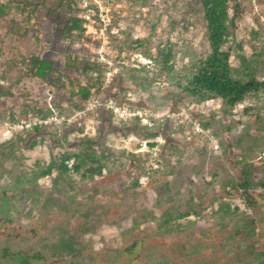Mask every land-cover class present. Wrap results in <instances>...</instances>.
<instances>
[{
  "label": "rangeland",
  "instance_id": "rangeland-1",
  "mask_svg": "<svg viewBox=\"0 0 264 264\" xmlns=\"http://www.w3.org/2000/svg\"><path fill=\"white\" fill-rule=\"evenodd\" d=\"M63 2L0 0V119L70 113L85 104L82 90L155 119L148 127L95 111L79 130L10 140L0 129V264H264V96L224 115L218 100L182 93L171 72L186 51L209 53L198 6ZM236 12L223 50L233 68L242 72L244 58L264 81V0H238ZM70 17L85 22L84 34L68 33ZM167 52V66L145 57ZM32 58L51 63L46 78ZM80 146L99 154L100 175L36 177ZM60 240L76 252L61 254Z\"/></svg>",
  "mask_w": 264,
  "mask_h": 264
},
{
  "label": "trees",
  "instance_id": "trees-1",
  "mask_svg": "<svg viewBox=\"0 0 264 264\" xmlns=\"http://www.w3.org/2000/svg\"><path fill=\"white\" fill-rule=\"evenodd\" d=\"M190 2L198 6V11L205 23L209 53L201 56L194 51H186L182 56L183 61H186L182 68L178 71H171L174 74L173 78L177 80L176 86L186 96L218 100L220 102L221 113L224 115L231 112L236 106L243 104L249 96H264V81L255 78L250 62L241 58L240 67L242 68V72H240L239 69L231 66L229 52L223 50L225 41L232 35V31L235 28L238 0H190ZM141 3L144 4V1ZM62 6L68 5L64 4L63 0H57L56 7L60 8ZM2 13L3 11L0 10V15ZM84 24L85 22L83 20L77 17H70L66 29L68 33L81 35L85 32ZM145 57L156 64L160 63L167 66L172 58V54L167 52L161 55L159 60L153 59L150 54H145ZM32 63L36 75L39 78H46L51 71V63L46 60L32 58ZM134 71L129 69L127 76H131ZM81 95L83 102L92 97L89 96V92L86 90H82ZM78 109H81V106L76 108V110ZM56 112L70 114L73 111L70 113L64 111H49L34 115H48ZM7 119L13 120L10 117ZM63 129L67 128L57 127L50 130L34 129L28 132L14 134L10 140L28 133L42 131L52 133ZM70 129L75 128L70 127ZM150 147H153V144H150ZM99 159L100 156L95 150L80 146L73 153L66 152L61 154L58 159L52 157L48 164L38 168L36 177L42 179L53 177L55 181H58L68 178L69 174L73 173L74 175L80 176L83 180H91L96 175L101 174V168L98 165L100 162ZM70 163L71 165H69ZM153 173L157 174L158 172L154 171ZM241 174L244 181L240 185V188L247 189L250 187L247 172L242 170ZM261 186L264 187V183ZM187 216L188 214H185L184 217ZM57 249L63 255H72L76 252L70 240H60ZM131 249L128 248V251Z\"/></svg>",
  "mask_w": 264,
  "mask_h": 264
},
{
  "label": "built area",
  "instance_id": "built-area-1",
  "mask_svg": "<svg viewBox=\"0 0 264 264\" xmlns=\"http://www.w3.org/2000/svg\"><path fill=\"white\" fill-rule=\"evenodd\" d=\"M111 83V75L108 74L104 81V87H108ZM95 111L109 112L110 115L117 120H136L143 121L148 127L153 126L154 115L146 111L131 110L127 106H120L113 99L90 98L85 102L83 107L75 110L70 114L52 113L48 115H29L16 120L0 119V129L3 130L4 136H10L34 129L50 130L57 127L79 129L83 126L87 116ZM194 131L205 136L210 142L217 147V141L211 136L209 130H204L199 124H194Z\"/></svg>",
  "mask_w": 264,
  "mask_h": 264
}]
</instances>
